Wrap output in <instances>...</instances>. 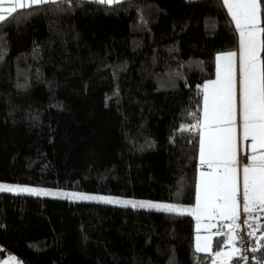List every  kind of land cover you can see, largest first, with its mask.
Listing matches in <instances>:
<instances>
[{
	"label": "trees",
	"instance_id": "obj_1",
	"mask_svg": "<svg viewBox=\"0 0 264 264\" xmlns=\"http://www.w3.org/2000/svg\"><path fill=\"white\" fill-rule=\"evenodd\" d=\"M259 11L264 84V0ZM11 15L0 181L192 206L202 84L237 49L221 1L57 0ZM194 233L186 213L0 192V249L21 264H209ZM253 257L264 264V236Z\"/></svg>",
	"mask_w": 264,
	"mask_h": 264
},
{
	"label": "snow or ice",
	"instance_id": "obj_2",
	"mask_svg": "<svg viewBox=\"0 0 264 264\" xmlns=\"http://www.w3.org/2000/svg\"><path fill=\"white\" fill-rule=\"evenodd\" d=\"M57 0H25L20 5L21 8L33 5H42L46 3H56ZM99 3H113L119 0H98ZM228 8L232 19L235 21L236 28L240 31V50H239V103L240 115L243 121L244 137L251 136L253 145L259 144L264 147V84L259 87L256 77V21L259 15L261 0H223ZM16 12L12 8L11 13ZM10 13L9 18H14ZM4 15H0V22H5ZM227 61V71L224 83L221 88L214 93L211 106V117L209 113V97L205 94V118L206 120H216L221 113H226V123L231 124L233 119V77L232 60L237 54L235 52L222 54ZM221 57H217L220 59ZM224 131L229 135L221 143L213 137L208 140V157H218L225 164L226 172L221 177H208L202 180L200 185L201 195L198 196V210L207 211L215 207L222 212L230 211L235 214L236 203V183L232 175L231 165L236 163L231 148V128ZM203 133L201 134V164L210 162L205 156ZM251 163L243 168L244 192L243 200L245 211H248V204H259L264 206V155L249 157ZM203 175V174H202ZM12 189L0 185V191H11ZM88 199H97L96 197H86ZM103 199V198H101ZM223 201V203L212 204V201ZM105 202H111L106 200ZM125 205L131 204L133 207L157 209L173 212L176 209L170 205H161L152 202L123 201ZM199 239V238H198ZM207 247V246H206ZM200 245L197 244V251H200ZM219 255V253H218Z\"/></svg>",
	"mask_w": 264,
	"mask_h": 264
},
{
	"label": "crops",
	"instance_id": "obj_3",
	"mask_svg": "<svg viewBox=\"0 0 264 264\" xmlns=\"http://www.w3.org/2000/svg\"><path fill=\"white\" fill-rule=\"evenodd\" d=\"M3 1V0H2ZM223 1V0H222ZM221 1V3H222ZM223 6L224 3H223ZM225 11L230 19V22L236 32L237 36V49L235 52L237 55L233 57L232 60V77H233V119L231 124L226 123V113H221L216 120H211V106H212V98L214 93H216L224 83V79L226 75H218V68L227 71V61L223 58L222 54L231 53L224 52L219 53L215 57V75L210 80L205 81L202 84V112L201 118L198 125L199 130V150H198V170L196 173V185H195V200L192 206L187 208V213L193 217L194 219V231L195 226L199 223L203 226V241L209 248L210 253L213 254V257H218L221 260L220 264H238L237 261V251L234 246L235 236L237 231V223L239 219V213L242 211L245 215L246 223L248 222L249 227L252 223L258 222L260 219L264 218V206L257 204H252L249 202L248 211H245V205L243 200V192H244V183H243V168L246 164H250L251 161L249 157L256 155H264V147H261L259 144L253 145V141L251 136L247 138L244 137L243 130V121L240 115V103H239V80L240 75H233L235 68H239V50H240V31L236 28L235 21L232 19L231 14L229 13L228 8H225ZM260 12V11H259ZM4 15V14H0ZM260 15H258L256 21V46L257 41L260 38ZM221 57L217 59V57ZM239 74V72H238ZM257 77V85L258 87L262 84L260 75H256ZM205 94L209 97V113L210 117L208 120L205 118ZM231 128V148L233 155L236 159V163L231 165L233 169L232 175L235 178L236 183V196L235 203L236 209L235 214L233 215L230 211L222 212L220 209L212 207L207 211L200 209L198 210V196L201 195L200 185L202 180L208 177H221L226 172V167L223 162L218 157H208V140L209 137L215 138L219 142H223L224 139L229 135L228 132L224 131L227 128ZM203 133L204 137V146H205V156L206 159H209L210 162H206L201 164V134ZM203 174V175H202ZM217 203H223V201H212V204L215 205ZM218 222H227L226 232L222 235H217L214 233L213 229ZM264 236V222L260 224L258 228L255 229L252 237L254 240L259 241ZM214 243L217 244V247L214 249ZM197 251V248H195ZM212 251V252H211ZM198 252H203L200 250ZM219 253V255H218ZM13 256L7 254L5 251L0 249V260L7 261V264H16L13 261ZM17 260V259H16ZM14 263H13V262ZM18 261V260H17ZM17 264H21L19 261Z\"/></svg>",
	"mask_w": 264,
	"mask_h": 264
},
{
	"label": "rangeland",
	"instance_id": "obj_4",
	"mask_svg": "<svg viewBox=\"0 0 264 264\" xmlns=\"http://www.w3.org/2000/svg\"><path fill=\"white\" fill-rule=\"evenodd\" d=\"M90 1H97L98 0H90ZM121 1V0H119ZM222 1V0H220ZM25 0H0V14H4L6 17L8 14L11 13L12 8L20 9V5L24 3ZM115 3V2H113ZM113 3H104V4H113ZM223 5V1H222ZM26 7V6H25ZM224 9L227 8L226 6H223ZM24 8V7H23ZM257 59H256V75H260L261 82H262V75H261V62H260V51H261V28H260V38L257 41ZM220 68V67H219ZM218 68V75H226V72L223 70H220ZM239 68L236 67L235 71L233 72V75H240ZM0 185L7 186L11 188V191H0L5 193H11V194H18V195H30V196H37V197H47V198H60V199H66V200H72V201H82V202H92V203H100L104 205H110V206H120V207H126V208H140V207H133L131 204L125 205L122 203L123 201H132L133 203L136 202H152L156 204L161 205H170L173 206L176 210L173 212L177 213H187V206H179V205H173L166 202L161 201H155V200H149V199H143V198H134V197H124V196H117V195H108V194H98V193H92V192H83V191H73L68 189H61V188H53V187H44V186H38V185H32V184H19V183H13V182H7V181H0ZM86 197H96L97 199H88ZM103 198V199H101ZM106 200L111 202H105ZM140 209H146V210H157V209H149V208H140ZM162 211V210H157ZM168 212V211H165ZM240 213H243L240 211ZM239 213V214H240ZM243 218L245 219V215L243 213ZM246 222V220H245ZM254 224L249 227L248 222L245 224L249 227V229H254ZM202 224H197L195 226V233H194V239H193V245L194 249L197 248V244L199 243L200 249L203 250V252H207L211 254V261L209 264H220L219 262V256L213 257V254L210 253V246L209 248L206 247L209 245L208 243L205 244L203 241V229L201 228ZM199 238V239H198ZM235 246V243H234ZM236 248V247H235ZM212 252V251H211ZM15 263L17 264L18 261L15 258H11ZM12 261V262H13ZM7 261L0 260V264H7ZM14 263V262H13Z\"/></svg>",
	"mask_w": 264,
	"mask_h": 264
},
{
	"label": "built area",
	"instance_id": "obj_5",
	"mask_svg": "<svg viewBox=\"0 0 264 264\" xmlns=\"http://www.w3.org/2000/svg\"><path fill=\"white\" fill-rule=\"evenodd\" d=\"M264 222V218L255 222L254 229L250 230L243 218V213L239 214L237 223V231L235 236V247L237 251L238 264H256L253 253L257 250L259 241L253 239L252 235L255 229ZM227 222H218L213 231L217 235H222L226 232Z\"/></svg>",
	"mask_w": 264,
	"mask_h": 264
}]
</instances>
